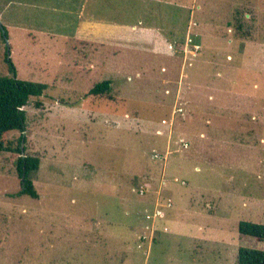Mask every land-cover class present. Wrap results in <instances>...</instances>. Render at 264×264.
<instances>
[{
  "label": "rangeland",
  "instance_id": "1",
  "mask_svg": "<svg viewBox=\"0 0 264 264\" xmlns=\"http://www.w3.org/2000/svg\"><path fill=\"white\" fill-rule=\"evenodd\" d=\"M16 1L0 76L9 52L18 78L48 88L25 107L39 198L17 195L18 155L0 152V264H237L240 246L264 250L239 231L264 223V0H91L128 28L104 29L88 56L48 41L45 57L17 44L19 24L77 15Z\"/></svg>",
  "mask_w": 264,
  "mask_h": 264
},
{
  "label": "trees",
  "instance_id": "2",
  "mask_svg": "<svg viewBox=\"0 0 264 264\" xmlns=\"http://www.w3.org/2000/svg\"><path fill=\"white\" fill-rule=\"evenodd\" d=\"M3 29L5 30V27ZM6 61L13 75L0 76V152L13 151L18 155L15 166L22 187L17 195L28 194L34 198H39L33 175L39 170L41 160L38 156L29 155L25 152L28 126L25 107L32 97L44 95L48 84L18 78L16 67L9 52L6 53ZM111 84V80L98 82L89 93L95 95L107 93L111 90ZM37 105H41V102H37ZM14 131L20 132L21 135L17 147L11 148L3 140V135ZM239 231L242 234L264 239V223L242 220L239 222ZM237 264H264V250L240 246Z\"/></svg>",
  "mask_w": 264,
  "mask_h": 264
},
{
  "label": "crops",
  "instance_id": "3",
  "mask_svg": "<svg viewBox=\"0 0 264 264\" xmlns=\"http://www.w3.org/2000/svg\"><path fill=\"white\" fill-rule=\"evenodd\" d=\"M90 1L91 0H26L27 5L32 7L33 9L36 8L37 11L42 9L55 12L60 11L61 13H64V17L70 18L74 17L72 14L74 12L77 15L75 18L76 21L68 22L67 19H61L62 21H60V26L54 27L50 26V24L54 23V21L50 19V16H52V14H48L49 12L32 13V21L41 20L43 21V23L37 24L38 26H29V24L25 23L19 24L23 31H25V38L17 41V44H29L32 49L39 48L43 51L42 56L45 57L47 52L46 50L48 49V41L50 43L60 41L64 42L65 44H69V49L71 47L77 48L79 45L84 49H81L84 56H88V53H85V51L98 43L95 41L97 39V35L98 41H101L99 37L102 36L104 29L107 30L111 27L117 26V29L113 32L119 33L124 28H128L114 23L110 24L111 22L109 23L108 20H104L102 18H99V16L97 17L96 15H94L92 12H90V8H88ZM15 3H23V1L0 0V7L2 11L0 13V17L2 16L3 18H8V15L6 13L7 9L10 8L11 5L15 6ZM93 4L95 6L96 0H93ZM70 44L76 45L70 46ZM171 46L173 47V45ZM164 47L167 49V51H171L172 47H170V45Z\"/></svg>",
  "mask_w": 264,
  "mask_h": 264
},
{
  "label": "built area",
  "instance_id": "4",
  "mask_svg": "<svg viewBox=\"0 0 264 264\" xmlns=\"http://www.w3.org/2000/svg\"><path fill=\"white\" fill-rule=\"evenodd\" d=\"M191 40H192V39H190V41H191ZM194 47H196V48L198 49V48H199V44L195 43V44H194ZM163 122L165 123V122H167V120L164 119ZM184 145H185V146H188V143H187V142H184ZM155 156L158 157V158H164L166 155L155 154ZM155 156H154V157H155ZM142 191H143V190H142ZM167 206H168V205H167ZM170 206H172V203H169V206H168V207H170ZM159 214H162L161 216H164V215H165V211L163 212V210H158V211H157V215H159ZM165 229H167V228H165Z\"/></svg>",
  "mask_w": 264,
  "mask_h": 264
}]
</instances>
